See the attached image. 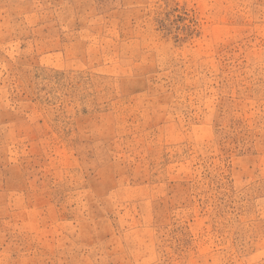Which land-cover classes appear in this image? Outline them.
<instances>
[{
  "label": "rangeland",
  "instance_id": "rangeland-1",
  "mask_svg": "<svg viewBox=\"0 0 264 264\" xmlns=\"http://www.w3.org/2000/svg\"><path fill=\"white\" fill-rule=\"evenodd\" d=\"M0 264H264V0H0Z\"/></svg>",
  "mask_w": 264,
  "mask_h": 264
}]
</instances>
